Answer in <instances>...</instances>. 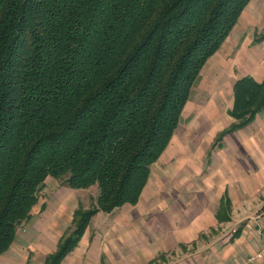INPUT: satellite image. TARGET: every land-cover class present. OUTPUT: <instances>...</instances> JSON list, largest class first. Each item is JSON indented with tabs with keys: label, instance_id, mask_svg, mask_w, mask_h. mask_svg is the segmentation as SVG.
Returning <instances> with one entry per match:
<instances>
[{
	"label": "trees",
	"instance_id": "obj_1",
	"mask_svg": "<svg viewBox=\"0 0 264 264\" xmlns=\"http://www.w3.org/2000/svg\"><path fill=\"white\" fill-rule=\"evenodd\" d=\"M250 2L0 0V255L48 179L99 193L45 264H59L98 212L137 203L201 69ZM263 111L264 78L236 81L235 123L217 139Z\"/></svg>",
	"mask_w": 264,
	"mask_h": 264
},
{
	"label": "crops",
	"instance_id": "obj_2",
	"mask_svg": "<svg viewBox=\"0 0 264 264\" xmlns=\"http://www.w3.org/2000/svg\"><path fill=\"white\" fill-rule=\"evenodd\" d=\"M263 31L264 0H251L201 69L194 86H204L207 93L192 99L190 95L185 104L180 118L187 119L185 125L179 122L154 163L156 171L165 172L157 176L150 169L135 205L94 215L77 246L60 264H153L163 255L160 261H166L170 252L192 242H196L193 252L173 257L167 264H243L259 252L264 246V215L260 212L264 206V111L249 125L221 140L217 137L235 123L228 115L235 82L246 76L258 83L264 78V41L253 43ZM203 139L205 168L194 160ZM185 155L187 160L178 162ZM182 167L186 174H180ZM67 194L58 196L51 211L44 205L31 216L25 232L18 233L19 229L0 255V264H31L33 259L35 264H44L71 227L77 209L70 211L66 205L70 202L61 199ZM245 214L256 216L240 225L234 235L233 228L249 218ZM217 226L222 227L218 235L199 242L201 234ZM254 264H264V260Z\"/></svg>",
	"mask_w": 264,
	"mask_h": 264
},
{
	"label": "rangeland",
	"instance_id": "obj_3",
	"mask_svg": "<svg viewBox=\"0 0 264 264\" xmlns=\"http://www.w3.org/2000/svg\"><path fill=\"white\" fill-rule=\"evenodd\" d=\"M261 23V22H260ZM258 28V27H257ZM205 93H207V91H206V88L204 87V86H194L193 88H192V92H191V99L193 98V97H197V95L199 96V97H204V95H202V94H205ZM186 120L187 119H185V118H182V119H180V125L183 127L184 125H185V123H186ZM188 122V121H187ZM193 136H195V135H193ZM206 138V137H205ZM187 141H189L188 139H187ZM190 142V141H189ZM201 147V146H200ZM206 143H205V140L203 139V145H202V147H201V151L200 152H198V155H196V156H194V160L197 162V163H201V165L205 168L206 166H207V158H205V156H206ZM189 156V155H188ZM204 156V157H203ZM159 159V158H158ZM182 160H187V157H186V155L185 156H182V157H180L179 158V160H178V162H181ZM175 159L173 158H171L170 159V163L171 164H175ZM154 164V163H153ZM151 165L150 166V169H152V170H154V172L156 171V168H155V164L154 165ZM149 169V170H150ZM181 171H180V174H186V168L185 167H182L181 169H180ZM174 171V170H173ZM165 171L163 170V169H161L160 171H156V173H157V176H160V175H162L163 173H164ZM150 174V173H149ZM172 175L173 174H171V177H172ZM200 177V176H199ZM149 178V177H148ZM146 185V184H145ZM62 193H68L67 195H66V197H61V199L63 200V199H66L67 201H69L70 203H67L66 205L67 206H69V207H71V209H70V211L76 206L77 208L79 207V208H82L83 210H86V209H89V208H91V206L95 203V200H96V198H97V196H98V188L96 187V186H91V187H89V188H87V189H78V190H74V189H71V188H69L68 186H66L65 184H64V181H63V179H48V180H46L45 181V183L43 184V186L41 187V189H40V191H39V194H38V203H37V206H36V208H37V210L35 211V212H33L32 213V215H37L38 214V212L40 211V207H41V205H45V206H48V210H52L54 207H53V205H55V203L53 204V202L54 201H57V200H59L60 199V194H62ZM60 195V196H59ZM58 196H59V199H58ZM57 198V199H56ZM262 200H263V198H262ZM257 202H259V201H255V203H257ZM52 206H51V205ZM130 205V204H129ZM230 203L229 204H226V206H227V208L228 209H230L231 207H230ZM223 206H224V204H223ZM99 213V212H98ZM103 213V212H102ZM257 214H259V213H257ZM96 215V214H95ZM246 215V214H245ZM240 215H237V217H239ZM247 217H249V218H247V219H244L243 220V222L241 221L240 223H238L237 224V226H235V228H233V229H235V232H236V229L240 226V225H243L244 224V222L245 221H248V220H250L251 218H253V217H255L256 216V214L255 215H251V214H247L246 215ZM56 217V216H55ZM57 218H59L58 216H57ZM60 219V218H59ZM29 221V220H28ZM28 221H26L22 226H20L18 229H17V231H16V233L19 231V229H20V231L18 232V233H24L25 232V230H26V223L28 222ZM63 221V220H62ZM89 224V223H88ZM88 226V225H87ZM87 229V227L85 228V230ZM85 230H84V232H85ZM221 230H222V227H220V226H217L216 228H214V229H210L209 231H207L206 233H203V234H201L200 236H199V242H200V240L202 241V240H205L206 238H207V236H209V238H211V237H213V236H216V235H218L220 232H221ZM71 232H72V227H70L69 229H67V231H66V233H64V235L59 239V241L61 240V239H63V237H65V236H69L70 234H71ZM84 232H83V234H84ZM235 232L233 233V232H231V231H229V233H233V234H235ZM263 233H264V229H263ZM83 234L81 235V237H80V239L82 238V236H83ZM79 239V240H80ZM59 241H58V243H59ZM79 242V241H78ZM58 243H57V246H58ZM195 243L196 242H192V244L191 245H180V247L179 248H177V249H175L174 251H172V252H170L169 253V255L166 257L167 259H166V261L164 260V261H160V260H163V259H165V256L163 255V257H161V258H159L158 260H156L153 264H167L168 262H170V261H172V260H174V258L176 257L177 258V256L178 255H182L183 253L185 254V253H191V252H193V250L195 249L194 247H195ZM78 244V243H77ZM263 245H264V243H263ZM77 246V245H76ZM75 246V247H76ZM264 247V246H263ZM56 250H57V247H56ZM55 250V251H56ZM73 250H74V248H73ZM73 250H71L69 253H71ZM54 251V252H55ZM53 252V253H54ZM53 253H51V254H53ZM68 253V254H69ZM50 254V255H51ZM67 254V255H68ZM66 255V256H67ZM65 256V257H66ZM64 257V258H65ZM174 257V258H173ZM63 258V259H64ZM31 259V258H30ZM62 259V260H63ZM33 260H35V262H33L32 263V261H31V264H35L36 263V259H33ZM40 260V259H39ZM42 260V259H41ZM46 260V259H45ZM61 260V261H62ZM61 261L59 262V264L61 263ZM46 263V261H44V264Z\"/></svg>",
	"mask_w": 264,
	"mask_h": 264
},
{
	"label": "built area",
	"instance_id": "obj_4",
	"mask_svg": "<svg viewBox=\"0 0 264 264\" xmlns=\"http://www.w3.org/2000/svg\"><path fill=\"white\" fill-rule=\"evenodd\" d=\"M263 260H264V247H262L259 250V252H256L255 254H252L249 258H247L243 264H254L257 261H263Z\"/></svg>",
	"mask_w": 264,
	"mask_h": 264
},
{
	"label": "bare ground",
	"instance_id": "obj_5",
	"mask_svg": "<svg viewBox=\"0 0 264 264\" xmlns=\"http://www.w3.org/2000/svg\"><path fill=\"white\" fill-rule=\"evenodd\" d=\"M249 257H250V256H249ZM249 257H248V258H249Z\"/></svg>",
	"mask_w": 264,
	"mask_h": 264
}]
</instances>
